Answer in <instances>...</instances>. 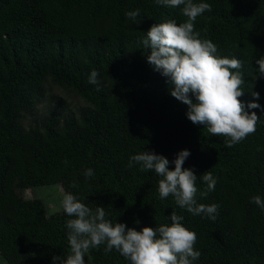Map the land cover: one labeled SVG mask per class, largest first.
I'll use <instances>...</instances> for the list:
<instances>
[{"label":"trees","instance_id":"trees-1","mask_svg":"<svg viewBox=\"0 0 264 264\" xmlns=\"http://www.w3.org/2000/svg\"><path fill=\"white\" fill-rule=\"evenodd\" d=\"M0 254L264 264V0H0Z\"/></svg>","mask_w":264,"mask_h":264},{"label":"rangeland","instance_id":"rangeland-1","mask_svg":"<svg viewBox=\"0 0 264 264\" xmlns=\"http://www.w3.org/2000/svg\"><path fill=\"white\" fill-rule=\"evenodd\" d=\"M46 90L45 97L38 102L35 113L29 115L25 120L27 128L34 125L37 120H43L52 110H61L63 114H78L80 109L87 105L85 100L77 97L74 93L51 84L46 86ZM36 197L46 201L50 213L62 211L69 203V195L61 184L27 189L24 198L30 217L34 214L33 200ZM0 264H10L2 254H0Z\"/></svg>","mask_w":264,"mask_h":264}]
</instances>
